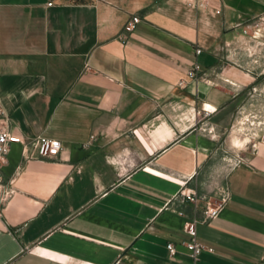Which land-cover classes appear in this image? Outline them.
<instances>
[{
    "label": "crops",
    "instance_id": "crops-1",
    "mask_svg": "<svg viewBox=\"0 0 264 264\" xmlns=\"http://www.w3.org/2000/svg\"><path fill=\"white\" fill-rule=\"evenodd\" d=\"M254 18L264 0H0V108L13 138L0 264H264V152L227 172L231 197L215 218L179 199L197 191L255 84L222 55ZM37 135L60 149L22 159ZM191 219L211 249L194 261L181 244Z\"/></svg>",
    "mask_w": 264,
    "mask_h": 264
},
{
    "label": "rangeland",
    "instance_id": "rangeland-1",
    "mask_svg": "<svg viewBox=\"0 0 264 264\" xmlns=\"http://www.w3.org/2000/svg\"><path fill=\"white\" fill-rule=\"evenodd\" d=\"M222 55L224 62L257 76L253 86L243 88L241 106L235 110L229 127L216 138L219 148L198 175L194 192L199 195L212 196L213 190L224 184L231 164L238 157L245 159L246 151L264 152V19L254 18L237 26L222 46ZM235 136H247L251 142L234 146Z\"/></svg>",
    "mask_w": 264,
    "mask_h": 264
},
{
    "label": "built area",
    "instance_id": "built-area-1",
    "mask_svg": "<svg viewBox=\"0 0 264 264\" xmlns=\"http://www.w3.org/2000/svg\"><path fill=\"white\" fill-rule=\"evenodd\" d=\"M200 6H205V0H198ZM50 4L49 2L47 3ZM217 12V11H216ZM138 21V18L131 17L129 18L122 26L124 31H129L133 24ZM195 52L198 53L199 49H195ZM188 76H192L191 72L187 73ZM212 128H208L207 132L211 133ZM211 139H214V135H210ZM13 138L9 130L7 117L4 115L0 108V210L2 204L10 197L12 194V189L10 187V180L5 182L2 177V166L6 162L7 153ZM20 154L22 159L27 160L31 158H43L48 157L51 153H55L60 149V144L57 140L45 138L43 136L37 135L31 137L21 142L20 145ZM242 158L238 157L235 162L231 164V168H234L242 162ZM180 201L188 200L193 206H196L198 201L202 202L200 207V213L202 215V222L209 221L215 218L220 209L230 200L231 194L229 188L225 184L215 188L213 190L212 196L205 194H197L193 190L187 191L185 194L181 193ZM195 219L190 221H185L182 227L183 232L187 235V238L181 242V244L186 248L189 257L194 261L196 260L198 254L203 251H210L209 247L204 246L198 242L195 238V229L194 223ZM168 253L171 255L174 253V248L171 243H166L165 245Z\"/></svg>",
    "mask_w": 264,
    "mask_h": 264
},
{
    "label": "bare ground",
    "instance_id": "bare-ground-1",
    "mask_svg": "<svg viewBox=\"0 0 264 264\" xmlns=\"http://www.w3.org/2000/svg\"><path fill=\"white\" fill-rule=\"evenodd\" d=\"M209 109H211L209 106H207ZM251 139V138H250ZM249 139V137L245 136L243 138H239L238 136H235L233 139H232V144L234 146H243L244 144H247L249 142H251V140ZM253 141V140H252ZM257 146V144H255V147Z\"/></svg>",
    "mask_w": 264,
    "mask_h": 264
}]
</instances>
